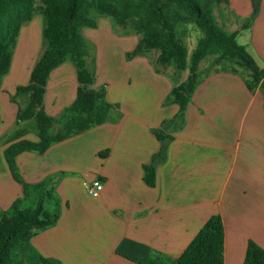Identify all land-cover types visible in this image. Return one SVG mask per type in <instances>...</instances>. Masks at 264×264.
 I'll return each instance as SVG.
<instances>
[{
    "label": "crops",
    "instance_id": "crops-1",
    "mask_svg": "<svg viewBox=\"0 0 264 264\" xmlns=\"http://www.w3.org/2000/svg\"><path fill=\"white\" fill-rule=\"evenodd\" d=\"M230 5L232 15L240 18L253 10L251 0H230ZM262 7L258 22L264 17ZM25 26L19 39L23 38V65L18 68L23 70L15 73L12 84L5 82L8 73L0 87V216L23 196L4 151L13 142L39 141L35 119L17 122L31 101L30 94L16 95L17 87L29 84L41 56L33 59V33ZM229 32L238 33V39L244 34L238 29ZM138 42L134 34L126 36V55ZM27 44L32 53L26 51ZM240 44L260 66L247 42ZM194 48L188 49L189 54ZM153 52L127 60L126 81L95 82L94 88L109 83L107 100L118 108L111 120L51 145L44 154L24 152L16 158L25 183L50 179L61 197L57 224L31 240L42 256L61 264H174L214 215L221 216L225 227L224 264H244L249 241L264 249L262 91L248 90L246 73L233 72L242 69L214 66V57L205 59L199 65L202 80L188 104L185 124L171 134L173 140L158 156L162 144L154 130L179 112L178 105L164 102L175 86L187 80L189 70L159 66V54L152 57ZM210 58L213 69L207 67ZM15 66L13 58L11 69ZM78 87L70 62L54 70L44 99L47 114L60 121ZM152 163L155 187L144 181L145 167ZM96 178L104 189L92 197L86 183Z\"/></svg>",
    "mask_w": 264,
    "mask_h": 264
},
{
    "label": "trees",
    "instance_id": "trees-1",
    "mask_svg": "<svg viewBox=\"0 0 264 264\" xmlns=\"http://www.w3.org/2000/svg\"><path fill=\"white\" fill-rule=\"evenodd\" d=\"M262 0H252L253 12L241 26L249 30L260 13ZM40 2L45 20L43 38L45 49L36 63L28 85L17 87L16 95L30 94L29 106L20 111L17 122L35 119L38 142H13L4 151V158L12 178L22 185L23 196L16 199L0 216V264H61L46 258L31 245L40 232L54 227L59 219V208L50 212L45 208L46 197L51 199L54 186L41 197L34 208H23L22 202L31 190H46L50 179L39 184L24 182L16 158L24 152L44 154L51 145L100 126L109 120L117 106L107 100L105 88H94L95 78L88 70L89 51L82 35L84 28H96L95 16L110 18L115 27L131 26L139 35L135 49L127 54L131 61L151 51L157 52L156 64L173 66L177 71L189 70L187 80L167 96L164 105H178L179 112L164 121L154 134L162 147V156L173 140V132L183 128L185 113L202 80L199 65L214 57V66L229 64L246 72L250 92L260 89L264 96V68L260 67L246 46L238 41V33L227 31L218 22L215 9L229 0H0V87L9 73L13 51L22 27L31 22ZM196 25L203 36L189 54L188 46L179 33L181 26ZM66 62L76 69L79 87L73 104L62 119L47 114L44 109L47 83L54 70ZM233 72L239 73L238 69ZM119 115V113H118ZM120 116V115H119ZM59 130L56 131V126ZM157 156L154 157V162ZM145 183L156 186V166L145 167ZM225 227L221 216H212L174 264H224ZM149 264H159L150 262ZM244 264H264V249L249 241Z\"/></svg>",
    "mask_w": 264,
    "mask_h": 264
},
{
    "label": "rangeland",
    "instance_id": "rangeland-1",
    "mask_svg": "<svg viewBox=\"0 0 264 264\" xmlns=\"http://www.w3.org/2000/svg\"><path fill=\"white\" fill-rule=\"evenodd\" d=\"M235 1V0H234ZM246 1V0H241ZM249 2V1H248ZM252 3V0H251ZM264 0L261 1L260 12L262 10V5ZM40 2L36 4V12L32 22L25 24L26 28L33 33V59L36 60L42 54L45 49V43L43 38V30L45 28V20L42 15ZM250 5V4H249ZM253 8V7H252ZM251 14L253 10L251 11ZM215 14L218 19V22L223 25V27L228 31H235L236 29L241 31V26L246 24V20L251 16L237 17V15H232V5L229 3H223L215 9ZM91 18L96 21V28H84L82 30V35L86 40L87 49L89 51V56L87 59L88 70L92 73L95 78V82H101L102 80H107V82L114 83L116 79L126 81L128 77V63L127 55L125 53L124 47L126 46V36L134 34L135 39H139V35L134 33L131 26L127 27H115L110 18H104L100 16H95L92 13ZM260 18V13L257 18L250 24V29L245 30L243 36L239 37V42H247L250 50L254 54L255 58L258 60L260 66H263L264 60V17L262 21L258 22ZM25 28V30H26ZM179 33L183 36L185 42L187 43L188 49L190 50L193 46L196 45L199 38L203 36V32L196 25H186L181 26ZM20 36L17 39L15 48L13 51V58H15L16 66L12 68L7 75L6 81H10V84L13 82L15 73L22 71L19 69V63L22 64V43L19 42ZM130 40L132 38L130 36ZM134 40V39H133ZM26 51L31 52V45L27 44L25 48ZM32 53V52H31ZM261 57H260V55ZM27 55V53H26ZM157 52L152 53V57H156ZM29 56V55H28ZM210 58L207 67L213 69L211 65ZM13 62V61H12ZM241 74H245V70L240 71ZM182 75V74H181ZM103 78V79H102ZM133 80V79H132ZM109 83L103 84V88L108 89ZM136 85L138 82L136 81ZM124 93L126 92V87L123 88ZM122 91V92H123ZM121 93V91H119ZM22 103V102H21ZM35 123V122H33ZM51 186L49 181L46 185V190H31L29 195L23 200V208H34L37 206L41 197L46 196V192L50 191ZM54 193L51 199L46 197L45 208L46 210L55 213L61 203V197L57 193L56 188L53 189ZM46 194V195H45Z\"/></svg>",
    "mask_w": 264,
    "mask_h": 264
},
{
    "label": "built area",
    "instance_id": "built-area-1",
    "mask_svg": "<svg viewBox=\"0 0 264 264\" xmlns=\"http://www.w3.org/2000/svg\"><path fill=\"white\" fill-rule=\"evenodd\" d=\"M104 189V183L99 178H96L90 183H86V190L92 197H98Z\"/></svg>",
    "mask_w": 264,
    "mask_h": 264
}]
</instances>
